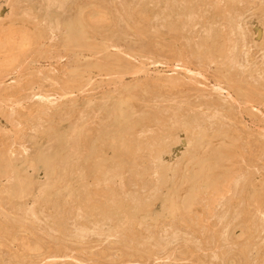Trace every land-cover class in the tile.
Returning <instances> with one entry per match:
<instances>
[{"label":"rangeland","instance_id":"obj_1","mask_svg":"<svg viewBox=\"0 0 264 264\" xmlns=\"http://www.w3.org/2000/svg\"><path fill=\"white\" fill-rule=\"evenodd\" d=\"M52 1L0 0V264H264V0ZM91 12L113 18L91 47L69 45L70 20ZM130 125L132 156L116 165L111 140ZM201 158L214 173L197 176ZM183 186L199 194L176 217Z\"/></svg>","mask_w":264,"mask_h":264},{"label":"bare ground","instance_id":"obj_2","mask_svg":"<svg viewBox=\"0 0 264 264\" xmlns=\"http://www.w3.org/2000/svg\"><path fill=\"white\" fill-rule=\"evenodd\" d=\"M54 1V0H53ZM52 1V2H53ZM62 1V0H61ZM109 1V0H108ZM240 1V0H239ZM245 1V0H244ZM81 2V1H80ZM83 2V1H82ZM94 2V1H93ZM240 2H242V1H240ZM62 3V2H61ZM89 3V2H88ZM122 3V2H121ZM221 3V2H220ZM250 3V2H249ZM105 4V3H104ZM225 4V3H224ZM250 4H252V3H250ZM56 5V4H55ZM100 5V4H99ZM198 5V4H197ZM89 6H92V5H90L89 4ZM102 5H100V7H101ZM83 7V6H82ZM85 7V6H84ZM103 7V6H102ZM127 7V6H126ZM106 8V7H105ZM236 8V7H235ZM80 9V8H79ZM98 10H100L99 9V7L97 8ZM117 9H119L118 7H117ZM133 9V8H132ZM163 9V8H162ZM179 9V8H178ZM237 9V8H236ZM263 9V8H262ZM73 10V9H72ZM102 10V9H101ZM159 10V9H158ZM161 10V9H160ZM185 10V9H184ZM212 10V9H211ZM76 11V10H75ZM78 11V10H77ZM90 11V10H89ZM92 11V10H91ZM97 11V10H96ZM123 11V10H122ZM239 11V10H238ZM244 11V10H243ZM255 11V10H254ZM79 12V11H78ZM117 12V11H116ZM181 12V11H180ZM221 12V11H220ZM89 14H90V12H88ZM93 13V14H92ZM128 13V12H127ZM143 13V12H142ZM183 13V12H182ZM182 13L180 14V15H182ZM242 13V12H241ZM9 14V13H8ZM91 16H89L88 14L86 15V16H84V15H80V16H78V17H76V19L75 20H70L71 22L67 25V29H68V33H67V36H66V38H67V41L66 42H69V45H70V43H72V44H75L74 46H76V45H78L79 47L81 46L82 47V45L83 46H87V45H89V44H87L86 42H85V40H86V36H87V34L90 32L91 33V29H92V27H94L95 25H98V22L99 23H102V22H104V24H105V22L107 21V20H112V15H113V13H112V11H111V14L110 13H106V12H91ZM121 13H119V15H120ZM149 14V13H148ZM11 15V14H10ZM17 15V14H16ZM122 15V14H121ZM128 15V14H127ZM136 15V14H135ZM158 15V14H157ZM224 15V14H223ZM260 15V14H259ZM264 15V14H263ZM52 16H55V15H52ZM136 16H138V15H136ZM143 16V15H142ZM162 16V15H161ZM195 16V15H194ZM10 17V16H9ZM121 17V16H120ZM135 17V16H134ZM180 17V16H179ZM55 18V17H54ZM73 18V17H72ZM115 18V17H114ZM124 18V17H123ZM138 18V17H137ZM149 18H150V16H149ZM239 18V17H238ZM53 19V18H52ZM155 19H157V18H155ZM120 20H122V19H120ZM134 20V19H133ZM150 20V19H149ZM115 21H116V18H115ZM130 21V20H129ZM155 21V20H154ZM179 21V20H178ZM226 21V20H225ZM264 21V20H263ZM16 22V21H15ZM58 22H60L59 20H58ZM107 22H109V21H107ZM106 22V23H107ZM111 22V21H110ZM113 22V21H112ZM124 22V21H123ZM153 22V21H152ZM151 22V23H152ZM28 23V22H27ZM135 23V22H134ZM137 23V22H136ZM140 23V22H139ZM138 23V24H139ZM162 23V22H161ZM188 23V22H187ZM58 24V23H57ZM108 24V23H107ZM124 24V23H123ZM142 24V23H141ZM148 24V23H147ZM101 25V24H100ZM130 25V24H129ZM133 25V24H132ZM127 26V25H126ZM138 25L136 24L135 25V27H137ZM141 26V25H140ZM153 26V25H152ZM21 27V26H20ZM113 27H115V26H113ZM128 27V26H127ZM134 27V29H136ZM177 27H179V26H177ZM232 27V26H231ZM51 28V27H50ZM237 28V27H236ZM94 29V28H93ZM130 29V28H129ZM157 29V28H156ZM174 29V28H173ZM214 29V28H213ZM250 29V28H249ZM256 29H258V31L260 30L261 31V29L260 28H255V30ZM15 30V29H14ZM143 30V29H142ZM153 30V29H152ZM21 31H22V29H21ZM20 31V32H21ZM93 31V30H92ZM122 31V30H121ZM136 31H137V29H136ZM41 32V31H40ZM153 32H154V30H153ZM257 32V31H256ZM145 33V32H144ZM156 33V32H155ZM177 33V32H176ZM40 34V33H39ZM93 34H95L94 32H93ZM124 34H125V32H124ZM134 34V33H133ZM36 35H37V33H36ZM97 35V34H96ZM108 35V34H107ZM154 35V34H153ZM180 35V34H179ZM256 35H257V33H256ZM259 35H260V33H259ZM149 36V35H148ZM172 36V35H171ZM226 36V35H225ZM243 36V35H242ZM28 37V36H27ZM31 37H32V35H31ZM30 37V38H31ZM34 37V36H33ZM131 37V36H130ZM175 37V36H174ZM8 38V37H7ZM108 38V37H107ZM121 38V37H120ZM180 38H182V37H180ZM208 38H209V36H208ZM252 38V37H251ZM25 39V38H24ZM32 39V38H31ZM33 39H35V38H33ZM36 39H37V37H36ZM64 39V38H63ZM116 39V38H115ZM225 39V38H224ZM16 40H18V38L16 39ZM28 40H30V39H28ZM157 40V39H156ZM206 40V39H205ZM204 40V41H205ZM215 40V39H214ZM24 41V40H23ZM27 41V40H26ZM32 41V40H31ZM162 41V40H161ZM174 41V40H173ZM186 41V40H185ZM203 41V42H204ZM164 42V41H163ZM10 43H11V41H10ZM22 43V42H21ZM31 43V42H30ZM63 43V42H62ZM91 43V42H90ZM93 43V42H92ZM92 43H91V46H92ZM161 43V42H160ZM67 44V43H66ZM94 44V43H93ZM127 44V43H126ZM247 44V43H246ZM68 45V46H69ZM157 46H158V44H156ZM161 45H162V43H161ZM168 45V44H167ZM64 46V45H63ZM90 46V45H89ZM90 46V47H91ZM95 46V45H94ZM102 46V45H101ZM170 46V45H169ZM70 47V46H69ZM89 47V48H90ZM161 47V46H160ZM167 47V46H166ZM178 47H180V46H178ZM212 47V46H211ZM76 48V47H75ZM168 48V47H167ZM186 48V47H185ZM189 48V47H188ZM161 49H162V47H161ZM164 49V48H163ZM150 50V49H149ZM156 50V49H155ZM180 50H181V48H180ZM185 50V49H184ZM202 50V49H201ZM152 51V50H151ZM161 51V50H160ZM173 51V50H172ZM242 51V50H241ZM181 52V51H180ZM178 53V52H177ZM234 53V52H233ZM232 53V54H233ZM112 54V53H111ZM170 54V53H169ZM190 54H191V52H190ZM172 55V54H171ZM174 55V54H173ZM192 55V54H191ZM183 56V55H182ZM208 56V55H207ZM236 56V55H235ZM238 56V55H237ZM116 57H117V55H116ZM119 58V57H118ZM203 58V57H202ZM237 59H238V57H237ZM236 59V60H237ZM212 60V59H211ZM231 60V59H230ZM123 62V61H122ZM125 62H127V61H125ZM223 63V62H222ZM228 63V62H227ZM92 64V63H91ZM223 64H225V63H223ZM102 66V65H101ZM106 66V65H105ZM100 68V67H99ZM264 68V67H263ZM74 71V70H73ZM70 72V71H69ZM71 73H73V72H71ZM85 73V72H84ZM249 74V73H248ZM236 76V75H235ZM240 76V75H239ZM249 79V78H248ZM74 80V79H73ZM168 80V79H167ZM245 80V79H244ZM176 81H177V79H176ZM264 81V80H263ZM76 82V81H75ZM235 82V87H237V88H240L241 87V84H242V82L240 81V80H235L234 81ZM233 82V83H234ZM177 83V82H176ZM155 84V83H154ZM167 84V83H166ZM179 84H181V83H179ZM174 85V84H173ZM248 85V84H247ZM138 86V85H137ZM166 86V85H165ZM156 87V86H155ZM168 87V86H167ZM158 88V87H157ZM135 90V89H134ZM153 90V89H152ZM147 91H148V89H147ZM151 91V90H150ZM140 92V91H139ZM253 93V92H252ZM252 93H250V94H252ZM248 94V93H247ZM248 96V95H247ZM251 96V95H250ZM254 96H255V94H254ZM253 96V97H254ZM119 97V96H118ZM138 97V96H137ZM247 98V97H246ZM245 98V99H246ZM121 99V98H120ZM112 100V99H111ZM117 100V99H116ZM126 100V99H125ZM217 100V99H216ZM107 101V100H106ZM213 102V101H212ZM215 102V101H214ZM213 102V103H214ZM122 103V102H121ZM124 103H126V101L124 102ZM216 103V102H215ZM214 103V104H215ZM123 104V103H122ZM122 104H120V108H116L117 110H114V112H115V114H116V116H117V118H118V120L120 121L121 119H123L124 118V109H123V107L125 106L124 104V106L122 105ZM206 104V103H205ZM217 104H219V103H217ZM221 104V103H220ZM129 105V104H128ZM69 106V105H68ZM127 106V105H126ZM131 106V105H130ZM143 106V105H142ZM210 106V105H209ZM220 106V105H219ZM81 107V106H80ZM128 107V106H127ZM221 107V106H220ZM196 108V107H195ZM212 108V107H211ZM66 110H68V109H66ZM70 111V110H69ZM91 111H93V110H91ZM130 111V110H129ZM184 111V110H183ZM112 112V111H111ZM229 112H231V111H229ZM47 113V112H46ZM66 113V112H65ZM139 113V112H138ZM148 113V112H147ZM56 114V113H55ZM103 114V113H102ZM114 114V115H115ZM127 114V113H126ZM72 115H74V114H72ZM77 115V114H76ZM164 115V114H163ZM208 115V114H207ZM215 115V114H214ZM229 115V114H228ZM233 115V114H232ZM133 116V115H132ZM177 116V115H176ZM11 117V116H10ZM74 117V116H73ZM109 117H110V115H109ZM152 117V116H151ZM233 117V116H232ZM50 118V117H49ZM133 118V117H132ZM216 118V117H215ZM63 119V118H62ZM68 119V118H67ZM82 119V118H81ZM151 119V118H150ZM211 119V118H210ZM49 120V119H48ZM77 120V119H76ZM196 120V119H195ZM40 121V120H39ZM60 121V120H59ZM79 121V120H78ZM129 121V120H128ZM145 121V120H144ZM209 121V120H208ZM54 122V121H53ZM206 122V121H205ZM39 123H41V122H39ZM38 123V124H39ZM73 123V122H72ZM86 123V122H85ZM151 123V122H150ZM63 124V123H62ZM70 124V123H69ZM192 124H194V123H192ZM77 125V124H76ZM190 125H191V123H190ZM219 125V124H218ZM225 125V124H224ZM55 126V125H54ZM64 126V125H63ZM136 126V125H135ZM132 126V125H130L128 128H124V129H122V130H116V132L114 133V135H113V138H112V140H111V145L109 146L110 147V149H113L112 150V153L114 152V155H116V160L114 159V161H116V163H114V164H116L117 165V163L118 162H122V164H119L118 163V165H122L123 166V164H125L124 162L125 161H127L129 158H131V152H130V149H131V142H130V139L128 138L129 137V133H131L130 131H135V129H136V127L138 126ZM197 126V125H196ZM201 126V125H200ZM51 127H52V125H51ZM179 127V126H178ZM190 127V126H189ZM208 127V126H207ZM84 128V127H83ZM82 128V129H83ZM180 128V127H179ZM179 128H177V129H179ZM214 128V127H213ZM35 129H36V127H35ZM38 129V128H37ZM45 129V128H44ZM48 129V128H47ZM67 129V128H66ZM173 129V128H172ZM211 129V128H210ZM114 130V129H113ZM156 130V129H155ZM176 130V129H175ZM237 130V129H236ZM247 130V129H246ZM61 131V130H60ZM69 131H71V130H69ZM85 131V130H84ZM157 131V130H156ZM188 131V130H187ZM196 131V130H195ZM199 131V130H198ZM201 131V130H200ZM204 131H206V130H204ZM239 131V130H238ZM56 132V131H55ZM76 132V131H75ZM74 132V133H75ZM100 132V131H99ZM113 132V131H112ZM136 132V131H135ZM231 132H232V130H231ZM240 132V134H242L241 133V130L239 131ZM239 132H236L237 134L239 133ZM243 132H244V130H243ZM69 133V132H68ZM165 133V132H164ZM205 133V132H204ZM230 132L228 131V132H223L222 134H220V136H221V138H226V137H228V136H230L231 135V133L229 134ZM234 133H235V131H234ZM61 134V133H60ZM194 134V133H193ZM198 134H200L199 132H198ZM240 134H238V135H240ZM50 135V134H49ZM61 135H63V134H61ZM160 135V134H159ZM201 135V134H200ZM205 135V134H204ZM215 135V134H214ZM219 135V134H218ZM53 136V135H52ZM70 136V135H69ZM68 136V137H69ZM76 136V135H75ZM75 136H73V137H75ZM79 136V140H80V136L81 135H78ZM107 136V135H106ZM135 136V135H134ZM217 136V135H216ZM35 137V136H34ZM66 137V136H65ZM142 137V136H141ZM185 137V136H184ZM201 137V136H200ZM207 137V136H206ZM4 138V137H3ZM76 138H77V136H76ZM110 138V137H109ZM130 138H131V136H130ZM155 138V137H154ZM153 138V139H154ZM163 138H165V137H163ZM203 138H204V136H203ZM217 138H220L219 136H217ZM61 139V138H60ZM77 139V140H78ZM239 139V138H238ZM244 139V138H243ZM67 140V139H66ZM72 140V139H71ZM76 140V141H77ZM99 140V139H98ZM155 140V139H154ZM165 140V139H164ZM208 140V139H207ZM225 140V139H224ZM70 141V140H69ZM81 141V140H80ZM102 141V140H101ZM109 141V140H108ZM236 141V140H235ZM4 142V141H3ZM45 142V141H44ZM48 142V141H47ZM73 142V141H72ZM71 142V143H72ZM79 142V141H78ZM93 142V141H92ZM104 142H105V140H104ZM139 142V141H138ZM203 142V141H202ZM210 142V141H209ZM223 142V141H222ZM39 143V142H38ZM70 143V144H71ZM80 143V142H79ZM84 143V142H83ZM94 143H96V142H94ZM99 143V142H98ZM156 143V142H155ZM166 143V142H165ZM187 142H184L183 144H186ZM216 143V142H215ZM237 143V142H236ZM74 144V143H73ZM77 145L76 146H78V143H76ZM152 144H153V142H152ZM163 144V143H162ZM161 144V145H162ZM181 144V143H180ZM202 144H204V143H202ZM240 144H242V143H240ZM250 144V143H249ZM263 144H264V142H263ZM68 145V144H67ZM171 145V144H170ZM176 145H177V143H176ZM200 146H202L201 144H199ZM214 145H216V144H214ZM53 146V145H52ZM97 146V145H96ZM146 146V145H145ZM168 146V145H167ZM256 146V145H255ZM1 147V146H0ZM107 147V146H106ZM210 147V146H209ZM208 147V148H209ZM231 147V146H230ZM235 147V146H234ZM61 148V147H60ZM72 148V147H71ZM79 148V147H78ZM93 148V147H92ZM174 148V147H173ZM180 148H181V146L179 145L177 148H176V150H175V152L176 153H179V150H180ZM182 148H183V146H182ZM258 148V147H257ZM51 149H53V147L51 148ZM75 149V148H74ZM83 149H84V146H83ZM86 149V148H85ZM108 149V148H107ZM106 149V150H107ZM159 149V148H158ZM162 149V148H161ZM161 149H160V151H161ZM164 149V148H163ZM200 149H201V147H200ZM234 150L232 151H225V152H227L226 153V156H228L229 158L232 156V154H234V153H242V152H240L241 151V149H240V147L239 146H236L235 148H233ZM251 149H252V147H251ZM255 149V148H254ZM254 149H252V150H254ZM100 150V149H99ZM164 150H166V148L164 149ZM173 150V149H172ZM258 150V149H257ZM53 151V150H52ZM52 151H50V152H52ZM70 151V150H69ZM101 151V150H100ZM103 151H104V147H103ZM109 151V150H108ZM159 151V152H160ZM3 152V151H2ZM49 152V153H50ZM76 152V151H75ZM91 152V151H90ZM135 152V151H134ZM134 152H132V153H134ZM137 152V151H136ZM247 152V151H246ZM47 153V152H46ZM46 153H45V155H46ZM71 153V152H70ZM93 153V152H92ZM104 153H105V151H104ZM116 153V154H115ZM151 153V152H150ZM212 153V152H211ZM248 153V152H247ZM44 154V153H43ZM174 153L172 152V155H173ZM198 154V153H197ZM208 154V153H207ZM252 154V153H251ZM3 155V154H2ZM44 155V156H45ZM48 155V154H47ZM51 155V154H50ZM61 155V154H60ZM59 155V156H60ZM134 155V154H133ZM178 155V154H177ZM176 155V156H177ZM202 155V154H201ZM236 155V154H235ZM100 156V155H99ZM102 156V155H101ZM108 156V155H107ZM141 156V155H140ZM170 156V155H169ZM206 156V155H205ZM218 156V155H217ZM259 156V155H258ZM260 156H261V154H260ZM6 158H7V156H5ZM64 157V156H63ZM71 157V156H70ZM81 158H82V156H80ZM79 157V158H80ZM104 157V156H103ZM135 157V155L133 156V158ZM163 157V156H162ZM165 157V156H164ZM174 157V156H173ZM192 158H194V157H192ZM197 158V157H196ZM207 158V157H206ZM3 161H5L4 162V164H6V163H8V166H11V162H9V159H3V158H1ZM0 159V160H1ZM24 159V158H23ZM49 159H53L51 156H50V158ZM63 159V158H62ZM71 159V158H70ZM75 159V158H74ZM84 159V158H83ZM98 159V158H97ZM137 159V158H136ZM135 159V160H136ZM165 159H166V157H165ZM235 159V158H234ZM17 160V159H16ZM67 160V159H66ZM69 160V159H68ZM89 160V159H88ZM154 160V159H153ZM191 160V159H190ZM226 160V159H225ZM244 160V159H243ZM47 160H45L44 162H46ZM54 161H56V159L54 160ZM49 162L48 163V161H47V171H45L46 173H48V172H54L55 171V169H56V167H55V165L57 166V164H55L54 165V163L55 162ZM61 161V160H60ZM161 161V160H160ZM166 161V160H165ZM197 161V160H196ZM209 161V160H208ZM231 161V160H230ZM31 162V161H30ZM39 162V161H38ZM63 162V161H62ZM130 162V161H129ZM152 162V161H151ZM194 162V161H193ZM232 162H233V160H232ZM232 162H231V164H232ZM236 162V161H235ZM263 162V161H262ZM153 163V162H152ZM164 163V162H163ZM195 163V162H194ZM247 163H248V161H247ZM21 164V163H20ZM31 164V163H30ZM39 164V163H38ZM69 164V163H68ZM229 164V163H228ZM1 165V164H0ZM7 165V164H6ZM23 165V164H22ZM34 165V164H33ZM45 166H46V164H44ZM113 165V164H112ZM126 165V164H125ZM125 165H124V167H125ZM136 165V164H135ZM250 165V164H249ZM8 166H6V167H8ZM31 166H32V164H31ZM190 166H194V165H190ZM15 167V166H14ZM77 167V166H76ZM236 166H233V168H235ZM16 168V167H15ZM100 168V167H99ZM151 168H153V167H151ZM158 168V167H157ZM195 168H196V166H195ZM225 168H227V167H225ZM233 168H231V167H228V171H229V173L231 172V171H234V169ZM9 169V168H8ZM116 169V168H115ZM147 169V168H146ZM198 171V174H197V176H199V177H204V176H207L209 173H211V172H215V170H214V168L212 167V166H210L209 164H207V162H206V160L204 159V158H201L200 159V164L199 165H197V168H196ZM245 169V168H244ZM247 169V168H246ZM264 169V168H263ZM16 170H17V168H16ZM46 170V169H45ZM236 170V169H235ZM238 170V169H237ZM14 171V170H13ZM57 171V170H56ZM79 171V170H78ZM112 171V170H111ZM125 171V170H124ZM249 171V170H248ZM9 172V171H8ZM12 172V171H11ZM66 172H68V171H66ZM242 172V171H241ZM82 173V172H81ZM127 173V172H126ZM139 173V172H138ZM172 173V172H171ZM45 174V173H44ZM51 174V173H50ZM55 174H57V173H55ZM54 174V175H55ZM113 174V173H112ZM249 174V173H248ZM247 174V175H248ZM29 175H30V173H29ZM45 175H47L48 176V174H45ZM63 175V174H62ZM75 175V174H74ZM97 175V174H96ZM118 175V174H117ZM233 175V174H232ZM250 175V174H249ZM8 176V175H7ZM46 176V177H47ZM116 176V175H115ZM174 176V175H173ZM194 176V175H193ZM242 176H243V174H242ZM61 177V176H60ZM158 177V176H157ZM238 177V176H237ZM58 178V177H57ZM222 178V177H221ZM231 178H232V176H231ZM235 178V177H234ZM263 178V177H262ZM20 179H21V177H20ZM49 179V178H48ZM59 179V178H58ZM99 179V178H98ZM199 179V178H198ZM233 179V178H232ZM251 179H252V177H251ZM57 180V179H56ZM82 180V179H81ZM105 180V179H104ZM133 180V179H132ZM193 180V179H192ZM222 180V179H221ZM229 180V179H228ZM247 180V179H246ZM245 180V181H246ZM16 181V180H15ZM22 183L20 184V185H18V187H17V195L18 196H21V195H24L25 194V192H27V188L29 187V185L28 186H26L23 182L25 181L24 180V177L22 178V180H20ZM75 181V180H74ZM139 181V180H138ZM197 181V180H196ZM195 181V182H196ZM244 181V182H245ZM30 182H32V181H30ZM70 182V181H69ZM105 182V181H104ZM123 182V181H122ZM221 182H223V181H221ZM18 183V182H17ZM33 183V182H32ZM31 183V184H32ZM106 183V182H105ZM137 183V182H136ZM153 183V182H152ZM255 183V182H254ZM264 183V182H263ZM16 184V183H15ZM100 184V183H99ZM120 184H122V183H120ZM143 184V183H142ZM213 184V183H212ZM50 185V184H49ZM52 185V184H51ZM105 185V184H104ZM107 185V184H106ZM105 185V186H106ZM109 185H111V184H109ZM126 185V184H125ZM134 185V184H133ZM139 185V184H138ZM223 185V184H222ZM127 186V185H126ZM217 186V185H216ZM36 187V186H35ZM226 187V186H225ZM237 187V186H236ZM262 187V186H261ZM260 187V188H261ZM46 188V187H45ZM56 188V187H55ZM100 188V187H99ZM106 188V187H105ZM213 188V187H212ZM217 188H220V187H217ZM263 188V187H262ZM64 189H65V187H64ZM67 189H69V188H67ZM72 189V188H71ZM94 189V188H93ZM98 189V188H97ZM241 189V188H240ZM254 189V188H253ZM54 190V189H53ZM216 191L218 190V189H215ZM215 190H213V191H215ZM242 190V189H241ZM249 190V189H248ZM264 190V189H263ZM7 191V190H6ZM103 191V190H102ZM245 191V190H244ZM14 192H15V189H14ZM218 192V191H217ZM257 192V191H256ZM82 193V192H81ZM135 193V192H134ZM215 193V192H214ZM260 193V192H259ZM11 194V193H10ZM87 194V193H86ZM101 194V193H100ZM199 193H198V188L196 187V186H189V187H186V186H183V187H180V188H178L177 189V191L175 192V194L173 195V197H171V198H169V200L168 201H170V205H169V213H171V214H173L174 216H176V214H179L181 211H185V212H187V213H189V212H191V210H192V208L194 207V204H193V199L198 195ZM244 194V193H243ZM242 194V195H243ZM248 194V193H247ZM257 194V193H256ZM30 195V194H29ZM61 195V194H60ZM59 195V196H60ZM71 195V194H70ZM74 195V194H73ZM72 195V196H73ZM143 195V194H142ZM202 195V194H201ZM210 195H211V193H210ZM209 195V196H210ZM260 195V194H259ZM103 196V195H102ZM240 196V195H239ZM254 196V195H253ZM25 197V196H24ZM41 197V196H40ZM52 197V196H51ZM64 197V196H63ZM71 197V196H70ZM116 197V196H115ZM204 197V196H203ZM208 197V196H207ZM212 197V196H211ZM211 197H209V198H211ZM240 197H243V196H240ZM248 197V196H247ZM17 198V197H16ZM18 198H20V197H18ZM91 198V197H90ZM93 198V197H92ZM110 198V197H109ZM213 198V197H212ZM215 198V197H214ZM245 198L246 197H244L243 199L245 200ZM10 199V198H9ZM144 199V198H143ZM176 199H180L181 201H182V203H183V207L182 208H180V207H178L177 206V204H176ZM199 199V198H198ZM202 199V198H201ZM232 199V198H231ZM238 199V198H237ZM53 200V199H52ZM75 200V199H74ZM236 200V199H235ZM261 200V199H260ZM46 201V200H45ZM211 201V200H210ZM2 202V201H1ZM74 202V201H73ZM76 202V201H75ZM199 202V201H198ZM237 202V201H236ZM249 202H251V201H249ZM10 203V202H9ZM59 204H61V202H58ZM205 203V202H204ZM238 203V202H237ZM41 204V203H40ZM82 204V203H81ZM139 204H140V202H139ZM206 204H207V202H206ZM27 205V204H26ZM39 205V204H38ZM50 205V204H49ZM73 205V204H72ZM79 205V204H78ZM95 205V204H94ZM233 205V204H232ZM246 205V204H245ZM17 206V205H16ZM32 206H34V205H32ZM45 206V205H44ZM58 206V205H57ZM87 206V205H86ZM114 206V205H113ZM40 207V206H39ZM81 207V206H80ZM110 207V206H109ZM135 207V206H134ZM31 208V207H30ZM30 208H28V209H30ZM43 208V207H42ZM60 208V207H59ZM58 208V209H59ZM62 208H63V205H62ZM69 208V207H68ZM123 208V207H122ZM126 208V207H125ZM203 208V207H202ZM27 209V210H28ZM40 209V208H39ZM61 209V208H60ZM60 209H59V211H60ZM104 209V208H103ZM197 209V208H196ZM33 210V209H32ZM62 210V209H61ZM66 209L64 208V211H65ZM116 210V209H115ZM119 210V209H118ZM148 210V209H147ZM147 210H145L146 211V213L147 214H150V213H152V210H149V211H147ZM202 210V209H201ZM9 211V210H8ZM20 211V210H19ZM40 211H41V209H40ZM73 211V210H72ZM78 211V210H77ZM76 211V212H77ZM109 211V210H108ZM144 211V210H143ZM245 211V210H244ZM31 212H33V211H31ZM36 212V211H35ZM34 212V213H35ZM58 212V211H57ZM166 212V211H165ZM184 212V213H185ZM198 212V211H197ZM253 212V211H252ZM259 212V211H258ZM54 213V212H53ZM65 213V212H64ZM63 213V214H64ZM69 213V212H68ZM78 213V212H77ZM143 213V212H142ZM196 213V212H195ZM240 213V212H239ZM32 214V213H31ZM37 214V213H36ZM85 214V213H84ZM94 214V213H93ZM206 214V213H205ZM252 214V213H251ZM76 215V214H75ZM74 215V216H75ZM83 215V213L81 214V216ZM180 215V214H179ZM187 215V214H186ZM185 215V216H186ZM197 215V214H196ZM208 215V214H207ZM240 215V214H239ZM247 215V214H246ZM250 215V214H249ZM2 216H3V214H2ZM10 216V215H9ZM49 216V215H48ZM192 216V215H191ZM202 216V215H201ZM200 216V217H201ZM256 216V215H255ZM29 217H31V216H29ZM77 217H79V216H77ZM115 217V216H114ZM177 217V216H176ZM181 217H184V216H181ZM10 218V217H9ZM68 218V217H67ZM191 218H193V216L191 217ZM222 218V217H221ZM224 218V217H223ZM35 219H37L36 217H35ZM46 219V218H45ZM96 219V218H95ZM179 219V218H178ZM201 219H202V217H201ZM220 219V218H219ZM29 220V219H28ZM81 220V219H80ZM93 220V219H92ZM19 221V220H18ZM21 221V220H20ZM39 221V220H38ZM41 221V220H40ZM59 221V220H58ZM62 221H64V220H62ZM75 221V220H74ZM129 221V220H128ZM238 221V220H237ZM2 222V221H1ZM29 222V221H28ZM30 222H32V221H30ZM29 222V223H30ZM44 222V221H43ZM60 222H61V219H60ZM135 222V221H134ZM133 222V223H134ZM197 222V221H196ZM15 223H17V222H15ZM36 223V222H35ZM52 223H54V222H52ZM63 223V222H62ZM121 223V222H120ZM125 223V222H124ZM146 223V222H145ZM243 223V222H242ZM6 224V223H5ZM34 224V223H33ZM41 224V223H40ZM55 224V223H54ZM92 224V223H91ZM172 224V223H171ZM196 224V223H195ZM199 224V223H198ZM248 224V223H247ZM1 225H3L2 223H1ZM35 225V224H34ZM74 225V224H73ZM101 225V224H100ZM114 225V224H113ZM173 225V224H172ZM249 225V224H248ZM48 226V225H47ZM87 226V225H86ZM98 226V225H97ZM126 226V225H125ZM128 226H130V225H128ZM204 226V225H203ZM5 227V226H4ZM7 227V226H6ZM5 227V228H6ZM25 227H26V225H25ZM33 227V226H32ZM60 227V226H59ZM181 227V226H180ZM200 227H201V225H200ZM228 227H230V226H228ZM244 227V226H243ZM29 228H31V227H29ZM28 228V229H29ZM56 228V227H55ZM57 228H58V226H57ZM74 228V227H73ZM115 228V227H114ZM11 229V228H10ZM45 229V228H44ZM70 229V228H69ZM86 229V228H85ZM101 229V228H100ZM131 229V228H130ZM25 230V229H24ZM34 230V229H33ZM52 230V229H51ZM125 230H127V229H125ZM234 230V229H233ZM244 230V229H243ZM1 231H2V228H1ZM9 231V230H8ZM11 231V230H10ZM9 231V232H10ZM15 231V230H14ZM17 231V230H16ZM144 231V230H143ZM82 232V231H81ZM130 232V231H129ZM192 232V231H191ZM0 233H2V232H0ZM24 233V232H23ZM42 233V232H41ZM100 233V232H99ZM131 233V232H130ZM167 233V232H166ZM200 233V232H199ZM202 233V232H201ZM218 233V232H217ZM35 234V233H34ZM38 234V233H37ZM49 234V233H48ZM64 234H65V232H64ZM85 234V233H84ZM165 234V233H164ZM9 235V234H8ZM8 235H7V237H8ZM17 235V234H16ZM40 235V234H39ZM67 235V234H66ZM75 235V234H74ZM87 235V234H86ZM136 235V234H135ZM139 235V234H138ZM21 236V235H20ZM35 236V235H34ZM60 236V235H59ZM5 237V236H4ZM10 237V236H9ZM15 237H17V236H15ZM23 237V236H22ZM54 237V236H53ZM61 237V236H60ZM59 237V238H60ZM79 237V236H78ZM84 237V236H83ZM121 237H122V235H121ZM142 237V236H141ZM166 237V236H165ZM80 238V237H79ZM138 238V237H137ZM147 238H148V236H147ZM30 239V238H29ZM44 239V238H43ZM131 239V238H130ZM54 240V239H53ZM60 240V239H59ZM152 240V239H151ZM13 241V240H12ZM11 241V242H12ZM23 243H22V245L23 246H25V247H27V245L30 243V242H28L27 243V241L26 240H21ZM33 241V240H32ZM44 241V240H43ZM61 241V240H60ZM78 241V240H77ZM170 241V240H169ZM184 241V240H183ZM17 242V241H16ZM40 242V241H39ZM49 242V241H48ZM80 242V241H79ZM140 242V241H139ZM21 244V243H20ZM48 244V243H47ZM124 244V243H123ZM32 245V244H31ZM31 245H30V247H31ZM126 245V244H125ZM142 245V244H141ZM29 246V245H28ZM42 246V245H41ZM143 246V245H142ZM146 246V245H145ZM159 246V245H158ZM161 246V245H160ZM20 247V246H19ZM24 247V248H25ZM34 247V246H33ZM40 247V246H39ZM149 247V246H148ZM196 247V246H195ZM242 247V246H241ZM21 248H23V247H21ZM28 248V247H27ZM32 248V247H31ZM57 248H59L58 246H57ZM124 248V247H123ZM141 248V247H140ZM147 248V247H146ZM153 248H154V246H153ZM248 247H246V249H247ZM149 249V248H148ZM151 249V248H150ZM239 249V248H238ZM4 250H6V249H4ZM18 250V249H17ZM32 250H33V248H32ZM259 250V249H258ZM8 251V250H7ZM25 251V250H24ZM57 251V250H56ZM260 251V250H259ZM2 252V251H1ZM64 252V251H63ZM124 252V251H123ZM155 252V251H154ZM6 253V252H5ZM51 253V252H50ZM49 253V254H50ZM57 253V252H56ZM59 253V252H58ZM16 254V253H15ZM44 254V253H43ZM55 254V253H54ZM128 254V253H127ZM147 254V253H146ZM263 254V253H262ZM23 255V254H22ZM25 255V254H24ZM135 255H136V253H135ZM138 255V254H137ZM243 256V255H242ZM246 256V255H245ZM244 256V257H245ZM147 257V256H146ZM145 257V258H146ZM4 259V258H3ZM5 261V260H4Z\"/></svg>","mask_w":264,"mask_h":264}]
</instances>
